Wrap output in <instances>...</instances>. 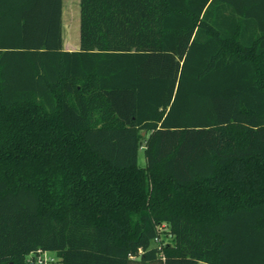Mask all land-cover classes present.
Returning <instances> with one entry per match:
<instances>
[{"label": "trees", "instance_id": "obj_1", "mask_svg": "<svg viewBox=\"0 0 264 264\" xmlns=\"http://www.w3.org/2000/svg\"><path fill=\"white\" fill-rule=\"evenodd\" d=\"M80 6L0 0V264H264V0Z\"/></svg>", "mask_w": 264, "mask_h": 264}, {"label": "crops", "instance_id": "obj_2", "mask_svg": "<svg viewBox=\"0 0 264 264\" xmlns=\"http://www.w3.org/2000/svg\"><path fill=\"white\" fill-rule=\"evenodd\" d=\"M62 22L63 30L66 31L63 37V46L65 50H79L81 41L77 40L74 32V23L80 20L81 28V0H62ZM65 26V27H64ZM79 45V46H78Z\"/></svg>", "mask_w": 264, "mask_h": 264}, {"label": "rangeland", "instance_id": "obj_3", "mask_svg": "<svg viewBox=\"0 0 264 264\" xmlns=\"http://www.w3.org/2000/svg\"><path fill=\"white\" fill-rule=\"evenodd\" d=\"M74 32H75V37H77V40L79 41L80 40V20L78 22L74 23ZM65 33H66V31L63 30V37H65L64 36ZM139 163H140V165H145V163H146L145 154H144L143 149H141L139 152ZM161 230H162V234L160 235V242L158 243L156 241H152V246L158 245V246L163 247L169 243H173V236H172L171 232L169 231V227L167 226V224H163L161 226ZM137 264H143V263H137ZM148 264H162V262L156 261V262H152V263H148Z\"/></svg>", "mask_w": 264, "mask_h": 264}, {"label": "built area", "instance_id": "obj_4", "mask_svg": "<svg viewBox=\"0 0 264 264\" xmlns=\"http://www.w3.org/2000/svg\"><path fill=\"white\" fill-rule=\"evenodd\" d=\"M156 242H160V237L154 239ZM158 246V245H157ZM161 248V246H158ZM59 260V257L55 252L38 249L28 255V261L31 264H54Z\"/></svg>", "mask_w": 264, "mask_h": 264}]
</instances>
